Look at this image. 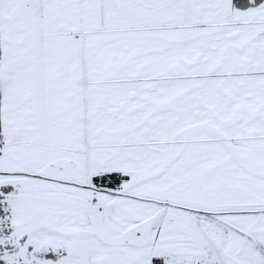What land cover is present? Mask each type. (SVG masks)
Here are the masks:
<instances>
[{
	"label": "snow or ice",
	"instance_id": "obj_1",
	"mask_svg": "<svg viewBox=\"0 0 264 264\" xmlns=\"http://www.w3.org/2000/svg\"><path fill=\"white\" fill-rule=\"evenodd\" d=\"M0 264H264V0H0Z\"/></svg>",
	"mask_w": 264,
	"mask_h": 264
}]
</instances>
